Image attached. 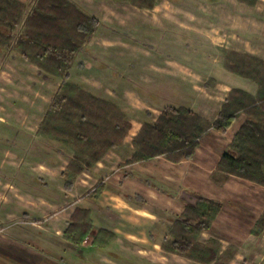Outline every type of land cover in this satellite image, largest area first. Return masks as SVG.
Listing matches in <instances>:
<instances>
[{"label":"crops","instance_id":"1","mask_svg":"<svg viewBox=\"0 0 264 264\" xmlns=\"http://www.w3.org/2000/svg\"><path fill=\"white\" fill-rule=\"evenodd\" d=\"M234 3L247 7L237 0ZM146 10L157 11L155 7ZM159 15L174 17L161 12ZM237 16L239 15L227 13L224 27L229 39L225 41L221 38L225 44L220 46L237 51L248 46L254 47L246 38L249 35L251 38H258V34H255L254 28L244 27V22ZM26 18L22 23L23 27ZM161 21L169 23L160 18L158 22ZM170 25L172 32L162 35L159 40L162 38L172 50L179 49L182 31L189 35L194 32L182 28L181 22L175 19L171 20ZM98 29L75 60L82 53L91 56V52L104 45V41H99L101 46H96ZM125 47L124 51L133 55V48ZM157 60L153 62L147 57L132 56L124 67L123 76L119 75L116 65L107 75V71L101 69L100 65L93 67L94 63L78 64L86 70L76 80L72 77L73 62L69 81L96 97L114 102L126 114L131 127L122 145L109 150L92 169L83 171L70 190L64 188L61 174L71 159V152L61 144L42 139L36 134L43 115L50 106L39 118L32 134L27 133V130L23 132V135H31L36 141L46 143L54 152L48 158L31 160L25 165L26 171L31 174L30 179L37 182L33 186L42 188L45 197L27 200L23 203V208L15 206L17 210L21 207L23 217L16 222L19 224L17 226L9 224L10 217L15 213L5 211L7 224L0 231V242L8 246L6 250L0 251V258H3L0 264H59L52 254L65 257L61 264H201L166 253L161 246L175 218L199 198H208L221 204L220 213L212 227L200 233L199 242L204 244L210 239H216L221 244V251L227 247L235 248L236 253L229 264H264V230L259 235L253 233L258 219L264 213V187L234 176H230L220 187L211 180L221 155L228 149L246 116L238 115L225 134L210 129L200 140L191 160L172 163L164 156H158L147 161L126 163L133 153L132 139L142 124L154 121L165 107H186L212 122L232 88L254 95L256 85L237 75L235 76L240 85H234L232 76L221 70L219 75L225 79V84L215 75H209L208 81L203 82V92H198V73L192 64L182 63L174 57ZM221 65L223 66L222 61ZM90 74H93V79ZM100 75L104 77L105 84L97 79ZM44 79L50 83L54 79L58 80L56 92L50 99L51 105L62 81L49 76ZM180 97L187 99L182 102ZM174 99L181 102V105L171 106ZM0 111L20 112V109L12 108L10 111L0 107ZM0 124V130H3L1 135L6 133L5 130L11 135V128L16 125L22 129V124L9 120L0 121ZM99 185H103V189L94 198L93 194ZM76 209L88 211L92 222L88 237L77 247L63 239V232ZM32 215L41 219L31 222L36 233L27 235L21 227L30 225ZM98 231L114 236V240L102 249L92 245ZM22 241L33 242L36 249L33 246L24 247ZM54 243L57 244L55 247L52 246ZM45 251L48 252L46 255Z\"/></svg>","mask_w":264,"mask_h":264},{"label":"trees","instance_id":"2","mask_svg":"<svg viewBox=\"0 0 264 264\" xmlns=\"http://www.w3.org/2000/svg\"><path fill=\"white\" fill-rule=\"evenodd\" d=\"M139 9H153L157 0H117ZM254 7L258 0H237ZM25 3L0 0V49L13 40V31L21 20ZM100 21L85 13L70 0H36L25 20L23 31L15 39L13 52L34 65L45 77L61 79V88L43 115L37 135L55 141L71 152V159L61 174L63 185L70 190L83 172L92 169L106 153L122 145L131 127L126 114L110 100L96 97L69 81L71 66L80 51L96 33ZM226 71L248 79L256 85L254 95L232 88L212 122L186 107H165L152 122L142 124L132 139L133 153L126 163L141 162L164 156L169 162L191 160L200 140L210 129L225 134L244 114L245 121L221 155L211 180L222 186L230 176L264 187V60L219 48ZM213 84V81L210 80ZM103 185H99L96 198ZM221 204L199 198L175 218L162 242V250L201 264H229L235 248L221 251L216 239L200 243L203 230L212 227ZM92 229L90 214L76 209L63 232V239L77 247ZM264 230V213L253 233ZM114 240L111 233L98 231L92 245L102 249Z\"/></svg>","mask_w":264,"mask_h":264},{"label":"rangeland","instance_id":"3","mask_svg":"<svg viewBox=\"0 0 264 264\" xmlns=\"http://www.w3.org/2000/svg\"><path fill=\"white\" fill-rule=\"evenodd\" d=\"M21 1L26 6L22 20L13 31L14 38L10 41V44L0 49V107L10 111L12 108L20 109V112L0 111V121L7 122L9 120L22 124V129L18 125L11 128V135L7 134V130L4 131L5 134H0V231H3L2 226L7 224V216L4 214L6 210L15 213L14 216L10 217L9 224L17 226L19 224L16 222L23 219L20 210L23 203L27 200L45 197L42 188L33 186L37 182L30 179L31 174L26 171L25 165L31 160L48 158L54 152L48 148L46 143L36 141L31 135H23L26 130L27 133L32 134V129L37 125L39 118L50 106V99L56 92L58 80L54 79L50 83V81L44 79L45 73H40L34 65L22 60L12 50L14 40L22 31V23L25 17L28 16L36 3V0ZM70 1L85 13L95 16L100 21L101 25L97 32L98 41L96 46H101L99 41H104V45L91 52V56L82 53L75 60L72 68V77L75 80L79 78L78 75L81 72L86 70H83L78 64L88 63L92 65L94 63L93 67L100 65L101 69L107 71V75L116 65L119 75L123 76L124 67L128 65V59L130 60L132 56L147 57L153 62L158 61L157 59H171V57H174L182 63L193 65L198 73L196 77L198 92H203V82L208 81L209 75H215L220 82L225 84V79L219 75L221 70L232 76L234 85H240L237 82L238 79H236L238 77L228 73L221 65L223 55L219 48H223L220 45L225 44V41L229 39L225 35L224 27L227 23V13L238 14L237 17L244 22V27L247 29L249 27L250 29L254 28L258 38H251L250 35L246 38L249 44L255 45L252 48L248 46L239 49L240 51L224 49L239 54L252 55L264 60V0H258L254 7L238 6L234 3L235 0H157L154 6L157 9L156 12L139 9L129 3L117 0ZM158 12L172 14L174 17H168L167 15L161 17ZM160 18L170 24L171 20H178L181 22L182 28L185 27L186 30H191L194 33L189 35L182 31L180 34L181 47L172 50L167 43L161 40L162 38L159 40L162 35L172 32L169 23L158 22ZM221 38H224L225 41H222ZM125 46L133 48V55H128L124 51ZM118 57L122 59H117ZM199 73L202 74L199 75ZM90 77L93 79V74H90ZM97 79L102 84L106 82L101 75L97 76ZM180 98L182 102L187 99L185 97ZM170 105L179 106L181 102L174 99ZM134 115L137 114L134 113ZM0 133H3V130H0ZM15 206L21 207L17 210ZM32 219L29 220L30 225H27V227L22 225L21 227L27 235L36 233L35 227L31 226V222H36L41 218L38 219V217L32 215ZM21 243L24 247L33 246L36 249L33 242L22 241ZM4 245L0 242V251L6 250L8 245ZM56 245L54 243L52 246L55 247ZM46 253L48 252L45 251L44 255ZM52 255H55L57 263H64L65 257L58 254ZM2 259L0 258L1 261H3ZM47 264L54 263L48 262Z\"/></svg>","mask_w":264,"mask_h":264}]
</instances>
